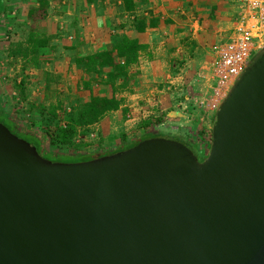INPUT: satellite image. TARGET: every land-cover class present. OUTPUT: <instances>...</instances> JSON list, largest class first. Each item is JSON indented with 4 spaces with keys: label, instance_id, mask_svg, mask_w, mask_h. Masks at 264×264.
Returning a JSON list of instances; mask_svg holds the SVG:
<instances>
[{
    "label": "water",
    "instance_id": "95a60500",
    "mask_svg": "<svg viewBox=\"0 0 264 264\" xmlns=\"http://www.w3.org/2000/svg\"><path fill=\"white\" fill-rule=\"evenodd\" d=\"M211 140L61 162L0 122V264H264V47Z\"/></svg>",
    "mask_w": 264,
    "mask_h": 264
},
{
    "label": "crops",
    "instance_id": "0c3cea01",
    "mask_svg": "<svg viewBox=\"0 0 264 264\" xmlns=\"http://www.w3.org/2000/svg\"><path fill=\"white\" fill-rule=\"evenodd\" d=\"M38 1L0 0V99L12 101L19 111L29 105L64 104L63 112H69L70 104L87 97L84 83L89 76L75 64L77 57L106 50L123 36L143 46L137 63L127 69L126 82L115 83L114 94L122 100L119 109L87 127L95 137L84 140L83 156L144 138L153 122L163 121L165 129L159 131L174 134L210 117V112L188 104L193 96L211 91L207 75L215 57L212 47L233 33L231 0H133L132 11L122 0H45L46 14L33 21L29 12L39 7ZM134 16H152L156 24L137 33ZM31 30L47 38V46L38 48L36 55H13L17 46L30 47ZM105 80L103 74L91 82L93 94H111ZM32 116L38 119L37 110Z\"/></svg>",
    "mask_w": 264,
    "mask_h": 264
},
{
    "label": "trees",
    "instance_id": "16d2710c",
    "mask_svg": "<svg viewBox=\"0 0 264 264\" xmlns=\"http://www.w3.org/2000/svg\"><path fill=\"white\" fill-rule=\"evenodd\" d=\"M38 2L39 7L29 12V17H31L32 20L34 17H43L46 14L44 7L46 1L39 0ZM122 2L127 11H132L134 9L133 0H122ZM150 17L149 20H146L143 16H134L132 20V27L134 30L137 31V33H142L146 28L154 26L156 24V19L152 16ZM48 42L47 38L41 37L38 33H35L34 30H31L28 38V44L30 47L23 49L20 46H17L11 53L13 55L21 54L23 57H28V54L36 55L38 48L47 46ZM142 49L143 46L137 39L123 36L114 46L108 47L106 50L91 55L77 57L75 59V64L83 67L84 71L89 76L88 80L84 83L87 97L84 101L76 100L70 104L71 108L69 112H63V103V106L59 104L50 107H44L43 105H29L26 110H17L18 115L21 117V124H19L16 120H11L6 117V114L2 111V104L0 103V122L13 134L34 145L42 157L52 161H59V159H55L57 157L72 158L69 161L65 160L66 162L86 161L125 150L144 139L155 137L178 141L186 145L195 156H197L196 146L183 140L182 136L177 133L173 134L171 132L167 133L160 131H149L148 136L140 138L135 142L114 151L98 153L90 156L74 155L76 151L82 148L84 149L85 146L84 139L79 143L75 142L77 135L81 134L83 138L87 137L91 132L87 129L88 126L99 122L107 112L119 109L122 100L117 99L114 94L116 93L115 83L118 79H122L123 83L126 82L127 69L131 65L137 63L139 52ZM103 74L106 76L104 84L108 85L111 89V94L109 96L95 95L91 88V82L99 81V78ZM20 85V88L24 90V82H21ZM34 109L38 112V119H35L32 116ZM58 110H61L62 113L61 111L57 112ZM146 125L147 124H145V126ZM37 129L46 136V149L43 148L41 139L35 133V130ZM198 160L202 161L203 159L199 158Z\"/></svg>",
    "mask_w": 264,
    "mask_h": 264
},
{
    "label": "built area",
    "instance_id": "2783aa9c",
    "mask_svg": "<svg viewBox=\"0 0 264 264\" xmlns=\"http://www.w3.org/2000/svg\"><path fill=\"white\" fill-rule=\"evenodd\" d=\"M231 1L235 8L233 33L227 41L212 47L215 57L211 65V79L214 86L210 96L195 95L189 99L190 104L188 105L194 110L200 108L210 112L212 107L224 99L246 69L251 61V56L264 47V0ZM185 104L186 102H182L180 106L185 108ZM148 116L145 113V117ZM150 128L165 129V123L163 121L156 124L153 122ZM92 131L84 138L81 134L77 135L75 142L79 143L83 139L94 138L95 131Z\"/></svg>",
    "mask_w": 264,
    "mask_h": 264
},
{
    "label": "rangeland",
    "instance_id": "374dc122",
    "mask_svg": "<svg viewBox=\"0 0 264 264\" xmlns=\"http://www.w3.org/2000/svg\"><path fill=\"white\" fill-rule=\"evenodd\" d=\"M7 29H5L6 31ZM4 31V32H5ZM8 31V30H7ZM3 32V33H4ZM257 52H255L252 56H251V60L256 56ZM212 65V64H211ZM211 65H209L210 67V72H211ZM209 78V79H208ZM207 79L208 81H210V83H212V87H211V91L209 93H206L203 94V96H206L208 97V95L210 96V94L212 93V88H213V80L211 79V73L210 75L208 74L207 75ZM222 102V101H221ZM218 103L216 104L215 107H212L211 108V113H210V117L208 119H206V121L204 122L205 125H201V124H204L201 120L202 123H200L198 121V119L196 121L199 122V125L196 124V126L194 127H191L189 129H186L184 130L183 132L184 133H177L178 135L182 136V139L183 140H186L187 142H189L191 145L193 146H196V152H197V158H201V159H205L206 156L208 155L209 153V150H210V146H211V126H212V122H213V118H214V115H215V112L217 110V108L219 107V105L221 104ZM0 103L2 104V111L6 114V117L8 119H11V120H16L19 124H21L20 122V115H18V111L19 109H17L16 107V104L15 103H12V101L9 102H4L2 101V99H0ZM197 122V123H198ZM17 123V124H18ZM148 131H151V132H158L159 129H149ZM162 132V131H161ZM164 132V131H163ZM35 133L39 136V138L41 139V142H42V146L44 149L47 148V140H46V136L44 134H42L40 131L35 130ZM175 134V133H174ZM82 149L76 151L74 153V155L76 156H79V155H84V152L82 153ZM70 154V153H69ZM55 159H59L62 160L61 162H66L65 160L69 161L71 160L72 158L70 157H65V158H60V157H57Z\"/></svg>",
    "mask_w": 264,
    "mask_h": 264
},
{
    "label": "flooded vegetation",
    "instance_id": "af4514ba",
    "mask_svg": "<svg viewBox=\"0 0 264 264\" xmlns=\"http://www.w3.org/2000/svg\"><path fill=\"white\" fill-rule=\"evenodd\" d=\"M54 161V160H53Z\"/></svg>",
    "mask_w": 264,
    "mask_h": 264
}]
</instances>
